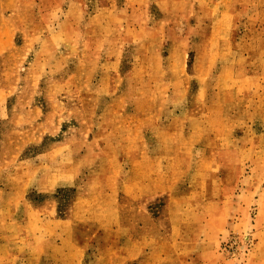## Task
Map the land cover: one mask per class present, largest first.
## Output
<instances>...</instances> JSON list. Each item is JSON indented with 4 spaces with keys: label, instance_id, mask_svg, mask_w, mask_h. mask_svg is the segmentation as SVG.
<instances>
[{
    "label": "rangeland",
    "instance_id": "374dc122",
    "mask_svg": "<svg viewBox=\"0 0 264 264\" xmlns=\"http://www.w3.org/2000/svg\"><path fill=\"white\" fill-rule=\"evenodd\" d=\"M0 264H264V0H0Z\"/></svg>",
    "mask_w": 264,
    "mask_h": 264
}]
</instances>
